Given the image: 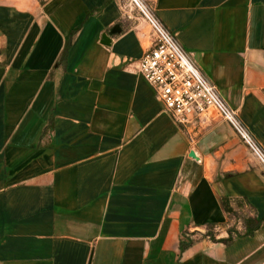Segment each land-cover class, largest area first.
Listing matches in <instances>:
<instances>
[{
	"label": "crops",
	"instance_id": "0c3cea01",
	"mask_svg": "<svg viewBox=\"0 0 264 264\" xmlns=\"http://www.w3.org/2000/svg\"><path fill=\"white\" fill-rule=\"evenodd\" d=\"M149 2L264 151V0ZM151 46L126 0H0V264H264V168L213 113L172 118ZM223 197L260 221L230 245L202 237Z\"/></svg>",
	"mask_w": 264,
	"mask_h": 264
},
{
	"label": "built area",
	"instance_id": "2783aa9c",
	"mask_svg": "<svg viewBox=\"0 0 264 264\" xmlns=\"http://www.w3.org/2000/svg\"><path fill=\"white\" fill-rule=\"evenodd\" d=\"M147 24L152 46L138 63V72L152 87L156 100L180 125L213 113L225 122L264 168V151L237 113L220 96L154 13L149 0H126Z\"/></svg>",
	"mask_w": 264,
	"mask_h": 264
},
{
	"label": "trees",
	"instance_id": "16d2710c",
	"mask_svg": "<svg viewBox=\"0 0 264 264\" xmlns=\"http://www.w3.org/2000/svg\"><path fill=\"white\" fill-rule=\"evenodd\" d=\"M42 3V0H39ZM69 47V42L66 43L65 51L63 57L66 56V51ZM222 206L228 216V224L226 232L228 236L222 239H216L215 226L213 224H208L206 226V231L202 237L209 239L212 242H220L225 245H230L236 237L240 236H249L259 227L260 221L255 217H249L246 214L240 212L245 207H248V204L244 200L231 199L228 197L221 198ZM231 221L240 222L244 231H239L235 225L229 226ZM194 243V239L191 238L189 232L183 233L179 241L180 252L185 251Z\"/></svg>",
	"mask_w": 264,
	"mask_h": 264
},
{
	"label": "water",
	"instance_id": "95a60500",
	"mask_svg": "<svg viewBox=\"0 0 264 264\" xmlns=\"http://www.w3.org/2000/svg\"><path fill=\"white\" fill-rule=\"evenodd\" d=\"M119 32H120L119 27L115 26L107 34H103L102 35L103 44H109L111 37ZM189 156L192 158H196L193 152H190Z\"/></svg>",
	"mask_w": 264,
	"mask_h": 264
}]
</instances>
